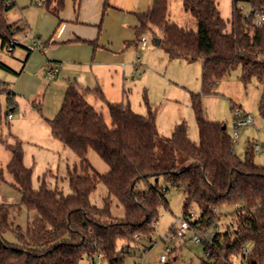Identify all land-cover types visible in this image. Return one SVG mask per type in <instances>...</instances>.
Listing matches in <instances>:
<instances>
[{
  "label": "trees",
  "instance_id": "trees-1",
  "mask_svg": "<svg viewBox=\"0 0 264 264\" xmlns=\"http://www.w3.org/2000/svg\"><path fill=\"white\" fill-rule=\"evenodd\" d=\"M72 1L76 7L80 2ZM237 1L232 0L226 22L215 0H182L183 9L196 21V31H192L169 21L168 0H153L149 10L135 14L138 26L133 44L140 42L145 31L159 30L158 46L169 59L201 62L203 94L239 67L238 79L244 86L253 78L261 85L258 112L264 124V23L253 21L256 12L264 11V0H244L251 6L247 15L237 8ZM64 2L41 0L39 7L58 17ZM14 7L13 0H0L2 47L22 31L17 22L6 20V13ZM86 42L95 46L93 41ZM4 91L10 102L12 93ZM91 92L105 102L110 126L75 84L66 88L54 118L46 120L52 138L79 159V168L68 172L71 194L64 196L44 181L34 189L32 170L23 164L20 141L7 145L11 158L6 169L21 203L0 202V264H78L85 255L97 252L106 256L109 264H119L116 241L124 240L123 252L130 253V242L148 239L159 207L167 205L168 188L158 186L160 177L168 186L182 190L183 216L190 205L197 207L193 226L208 229L219 219L214 208H233L234 226L218 231L213 241L203 246L206 258L200 264H232V256L238 254L243 264H264V167L254 163L251 148L242 159L236 155L225 124L203 117L199 95H191L199 138L196 144L188 138L184 123L176 124L166 138L158 133L151 110L139 115L128 104L106 101L99 88ZM35 108L40 112L39 105ZM160 144L166 148L165 155L157 153ZM88 150L108 166L106 174L93 169ZM97 183H103L107 190L103 208L89 201ZM111 197L123 208V218L111 216ZM21 206L34 212L25 230L13 221ZM8 231L15 235L17 244L4 240Z\"/></svg>",
  "mask_w": 264,
  "mask_h": 264
},
{
  "label": "rangeland",
  "instance_id": "rangeland-1",
  "mask_svg": "<svg viewBox=\"0 0 264 264\" xmlns=\"http://www.w3.org/2000/svg\"><path fill=\"white\" fill-rule=\"evenodd\" d=\"M40 1L31 0V7L40 8ZM236 5L243 15L251 11L250 4L244 0H238ZM27 9H20L16 3V6L6 13L7 22H24L26 17H29ZM224 13L222 6V14ZM168 14L177 26L196 31V21L189 12L183 9L182 0H168ZM225 30H229L228 23ZM33 34L38 36L34 31ZM101 34V25H97L96 38L92 40L94 47L83 40H78L75 44L80 45L81 50L89 47L93 54ZM21 35L18 33L14 38L19 39ZM160 38L161 33L157 29L145 31L141 39L145 40L146 47L142 48L140 42L136 47H131L132 57L130 61L124 63L123 68H112L106 65L89 68V65L86 67L81 63L61 61L57 67L55 82L44 80L39 96L35 98L40 106L38 115L41 127L34 126V123L30 126L28 123L23 128L29 130L21 128L19 131L21 139H18L23 151V164L32 170L31 184L34 189H38L44 181L48 188L57 189L64 196L71 194L68 172H72L74 167L79 168V159L68 147L52 138L46 120H51L58 113L67 83L75 84L86 90V87L94 86L96 79L105 89V92L102 89V93L106 101L128 104L130 109L139 115L145 116L151 110L155 115L158 133L166 138L170 136L176 124L184 123L188 138L196 144L199 138L191 105V95H199L203 117L209 121L225 124L226 131L234 142L233 149L236 155L242 159L247 148H251L254 163L264 167V124L258 112V101L262 92L259 82L253 78L244 86L238 79L240 73L238 67L229 77L215 84L209 93L203 94L201 62L169 59L162 46L156 44V40ZM40 42L41 45H46L47 55L49 49L47 39L41 37ZM25 47L31 49L30 42H26ZM20 51L25 52L26 50L15 46L12 52H8L6 47L1 46L0 39V202L16 205H20L21 195L6 169L11 158L7 145L14 143L11 130L13 122L7 119L10 107L4 91V86L10 84L11 74L1 68V65L15 69L12 66H19L17 60H20L18 57ZM88 92L86 100L98 113L102 114L104 121L110 126L105 102L93 92ZM29 109H33L31 101L20 100L10 114L14 119L23 118L22 114L28 113ZM236 111L250 116L252 122L240 127L234 137ZM255 146L259 151H256ZM156 150L158 155L166 154V148L162 144ZM87 159L100 175L108 172V166L92 150H88ZM157 184L159 187L168 188L167 205L159 207L158 220L150 237L148 239L140 237L136 243L130 242V253H126L125 250L123 252V246L126 245L124 240L116 241L115 252L120 257L119 264H160L159 256L164 254L166 247L171 250V253L166 254L167 261L164 264H200L201 260L206 258L203 246L191 240L190 233L185 238H179L174 237L172 232L180 227L183 217L184 194L182 190L168 186L162 177L158 179ZM106 197V187L103 183H97L89 194V201L96 207L103 208V200ZM188 210H193L195 214H198L195 205H190ZM232 211L231 207L218 208L216 212L219 218L216 222L218 231L232 229L229 227H233L235 223ZM109 212L114 218L124 217L123 208L113 197H111ZM33 215L34 212H29L21 206L20 211L13 217L14 224L25 230ZM3 238L8 243L17 244L15 235L11 231L4 233ZM98 254L101 257H98ZM109 262L106 256L97 252L91 256L85 255L78 264H109ZM232 264H243L239 254L232 256Z\"/></svg>",
  "mask_w": 264,
  "mask_h": 264
},
{
  "label": "crops",
  "instance_id": "crops-1",
  "mask_svg": "<svg viewBox=\"0 0 264 264\" xmlns=\"http://www.w3.org/2000/svg\"><path fill=\"white\" fill-rule=\"evenodd\" d=\"M13 1L15 6L18 3L20 9L28 8L29 11V17L25 16L26 20L17 24L22 29L20 33L23 35L24 32H30L31 37L40 43L39 46L30 50L25 47V43L30 42L32 45L31 40L23 39L21 35L20 39L23 41L19 47L26 51L18 53L20 60H17V63L19 66L11 65L15 68L13 69L1 65V68L11 74L10 84L4 86L5 90L12 93L11 101L7 100L10 107L9 112L12 113L15 110V106L20 100L27 99L33 106V109H29L28 113L22 114L23 118L14 119L12 114L7 113L10 115V118L7 117V119L13 122L11 130L13 142H15L21 139L19 131L21 128L26 129L23 127L28 123L30 126L31 123L32 125L34 123V126L41 127L39 111L35 108L38 105L35 98H38L44 80L55 82L57 67L61 61L81 63L86 67L89 65V68H95L97 65L123 68L124 63L130 61L132 57L130 48L137 46L133 44L135 40L134 28L138 26L135 14L149 10L153 0H107L108 7L106 8H104V0H80L77 7L72 0H65L64 8L58 17L46 13L40 8H32L31 0ZM215 2L221 17L227 22L231 15L232 0H215ZM222 6L225 10L224 14H222ZM168 19L173 22L169 14ZM97 25H101L102 34L98 38V44L93 54L89 47H84L81 50V46L75 43L78 40L92 41L95 39ZM33 31L37 33V37ZM41 37L48 41L47 55L46 45H41ZM71 84L67 83L65 90ZM86 88V90L79 88L84 93L85 99L88 91L94 88H99L102 91L103 86L96 79L93 87ZM103 91L105 92V89Z\"/></svg>",
  "mask_w": 264,
  "mask_h": 264
},
{
  "label": "built area",
  "instance_id": "built-area-1",
  "mask_svg": "<svg viewBox=\"0 0 264 264\" xmlns=\"http://www.w3.org/2000/svg\"><path fill=\"white\" fill-rule=\"evenodd\" d=\"M253 21L257 25H261L264 23V11L256 12L253 17ZM23 39H30L32 42L31 49L35 48L36 46H39L40 43L37 39L34 37H31L30 32H24L22 35ZM22 39L13 38L10 43L6 46V50L8 52H12L13 48L15 46H19L22 43ZM141 47L144 48L146 46L145 40H140ZM30 49V48H29ZM30 49V50H31ZM10 118V115L7 116ZM235 129H234V137L237 135V131L240 127L247 126L252 122V119L248 115H242L240 111H236L235 116ZM256 151H259L258 148L255 146ZM213 211L216 213L218 209L214 208ZM196 219V214L193 210H188L186 215H184L181 219V225L178 229L173 230L174 237L179 238H185L188 233L191 234L190 239L193 240L195 243H199L202 246H208L213 239L215 238L216 234L218 233V227L217 224L212 225L208 229L202 228L200 225L193 226L192 223ZM136 240H138V237H136ZM242 252L244 254L248 253V249H242ZM171 253V250L166 247L164 254L159 256V263L164 264L167 261L166 254ZM98 257H101L100 254H98Z\"/></svg>",
  "mask_w": 264,
  "mask_h": 264
},
{
  "label": "water",
  "instance_id": "water-1",
  "mask_svg": "<svg viewBox=\"0 0 264 264\" xmlns=\"http://www.w3.org/2000/svg\"><path fill=\"white\" fill-rule=\"evenodd\" d=\"M156 44H157V45L159 44V40H158V39L156 40ZM223 128H224V127H223Z\"/></svg>",
  "mask_w": 264,
  "mask_h": 264
}]
</instances>
